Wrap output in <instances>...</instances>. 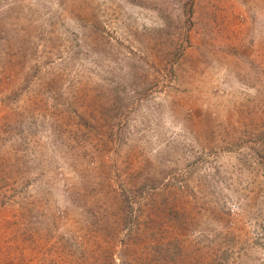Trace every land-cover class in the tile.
I'll return each mask as SVG.
<instances>
[{"label":"rangeland","instance_id":"rangeland-1","mask_svg":"<svg viewBox=\"0 0 264 264\" xmlns=\"http://www.w3.org/2000/svg\"><path fill=\"white\" fill-rule=\"evenodd\" d=\"M0 264H264V0H0Z\"/></svg>","mask_w":264,"mask_h":264}]
</instances>
